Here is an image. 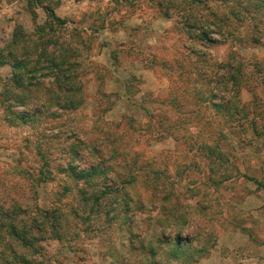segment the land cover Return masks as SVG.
Instances as JSON below:
<instances>
[{"label":"clouds","instance_id":"1","mask_svg":"<svg viewBox=\"0 0 264 264\" xmlns=\"http://www.w3.org/2000/svg\"><path fill=\"white\" fill-rule=\"evenodd\" d=\"M55 4L31 0L13 22L20 25L18 34L11 27L0 32V264H264V190L259 199L254 193L243 202L209 197L206 170L185 177L183 186L176 177L157 182L122 154L126 150L106 134L103 122L86 144L73 149L72 133L83 136L71 114L78 96L67 87L58 90L52 68L67 39L45 10H55ZM179 7L185 8L181 15L191 14L190 6ZM215 8L228 17L218 39L228 42L229 55L219 68L215 53L210 55L197 69L208 73L199 93L186 95L197 113L191 123L210 143L224 126L219 116H199L212 111L211 105L230 101L252 110L259 104L264 117V89L258 87L264 80V0H228ZM232 9L238 19L229 16ZM253 37L259 47L252 46ZM53 40L60 43H48ZM259 124L264 126V118ZM258 146L264 147V140ZM93 147L101 150L94 153ZM259 166L264 168V156ZM130 176L135 182L121 187ZM260 176L264 179V172ZM64 188L68 192L57 204ZM85 204L91 209L83 213L87 224L73 222L59 239L49 227L53 219L39 210ZM34 221L44 231H35Z\"/></svg>","mask_w":264,"mask_h":264},{"label":"rangeland","instance_id":"2","mask_svg":"<svg viewBox=\"0 0 264 264\" xmlns=\"http://www.w3.org/2000/svg\"><path fill=\"white\" fill-rule=\"evenodd\" d=\"M227 2L56 0L55 10L51 9L65 21L59 28L67 34L63 53L72 49L68 60L78 63L84 94L77 111L71 112L83 136L72 133L69 138L76 140L73 149L86 144L89 133L98 130L97 126L103 122L106 134L114 137V141L126 150L122 154L131 155L135 164L148 169L157 182L167 183L176 177L183 186L185 177L191 178L193 173L199 175L206 170L207 196L243 202L255 193L259 199L258 194L264 190V179L260 176L264 168L259 166L264 147L258 145L264 140V133L256 136L249 128L247 136L254 142L244 147L239 143L242 134L238 125L228 128L227 111L219 112L211 105L212 111H201L199 116L204 120L219 116L224 126L210 143L208 136L198 132L191 123L197 113L186 104V95L199 93L200 81L208 76L206 71L197 69L207 65L213 53L218 68L224 65L221 58L229 55L228 42L218 39L228 17L219 15L215 8L218 3ZM180 5L190 6L191 14L181 15L185 8ZM30 7L28 0H0V32L6 27H11L13 33L18 31L20 25L13 22ZM174 15L179 19L174 20ZM238 15L235 9L229 11L233 19H238ZM56 41L60 43L59 40L52 42ZM251 44L259 47L260 41L253 37ZM261 71L257 63L256 75L259 76ZM258 87L264 89V80L259 81ZM117 112V119H107ZM241 113L242 117H233L240 119L239 123H247L250 119L259 123L264 118L259 104ZM104 148L107 149V144ZM100 150L93 147L94 153ZM219 152L225 154L223 159L218 160ZM221 160H225L224 166H221ZM223 171L227 177L224 182L219 178ZM247 177L257 182L247 180ZM134 178L122 180L121 187L134 183ZM214 179L220 184L213 185L211 180ZM67 192L64 188L57 193L55 202L60 204ZM51 210L57 212L53 216L52 229L57 239L61 238L63 229L73 226V222L87 224L89 216L83 213L91 212L87 204L84 208L69 206ZM83 231H87V227Z\"/></svg>","mask_w":264,"mask_h":264},{"label":"trees","instance_id":"3","mask_svg":"<svg viewBox=\"0 0 264 264\" xmlns=\"http://www.w3.org/2000/svg\"><path fill=\"white\" fill-rule=\"evenodd\" d=\"M28 2L31 4V0H28ZM45 10L47 12H49L53 16L56 25H58L59 27H63L65 25V21L60 19V18H58L51 8H47ZM19 28L20 27H18V31H14V33H13L14 36L18 34ZM48 43L49 44H57V41H56V43H53L52 41H49ZM70 53H72V49H68L65 53L62 52V55L60 56V59L57 60V61H54L52 63V68L58 74V80H57L58 90H63V89H65L67 87V91L68 92L78 96V100L75 103V107L71 109V112H75V111H77V108L81 104L82 99L84 97V94H83V91H82V85H81L80 78H79V75H78V70H77V67H78L77 64L78 63L75 62V61L71 63L68 60V58L71 57ZM223 66H221V67H223ZM34 72H35V70H34ZM34 72H33V74H34ZM237 75H239V72H237ZM70 82H72L71 85H70ZM213 98L215 99L214 96H213ZM221 99H223V98H221ZM214 107L219 112L221 110L227 111L228 119L230 120V121L227 122L228 123V125H227L228 128L233 126V124H237L238 125V127L240 128L239 132H241V134H242L241 139H239V143L241 145H244V147L250 146L254 142V141H252L250 139L249 136H247V131L249 130V128L252 130V133L255 134L256 136H259L260 134L264 133V126H261L254 119L247 120V116H244L245 120L248 121L247 123H246V121H242L241 123H239L240 119H238V120L237 119H233V117H239L240 115L242 117V113L241 112L244 109H240V108H237L235 106H231V102L230 101L227 103V105H214ZM232 145H233V142H232ZM223 155H225V154L219 152V159L218 160H220V157H221V159H223L222 158ZM220 163H221V166H224L226 164L225 160H221ZM224 172L225 171H223L221 173L222 175L219 176L220 180L222 178V182L226 181V179H227V177H225ZM247 180H250L252 182H257L255 179L250 178V177H247ZM211 182H212L213 185L220 184V181H216L215 179L211 180ZM42 212L44 213V216H45L46 220H47L48 217H51L53 219V221H54L53 216L55 215V213H57L55 210H51V209L44 210ZM49 227L53 229V225H49ZM33 228L36 231H38V232L44 231V228L39 223H37L35 221L33 223ZM39 239L42 240L41 237Z\"/></svg>","mask_w":264,"mask_h":264}]
</instances>
